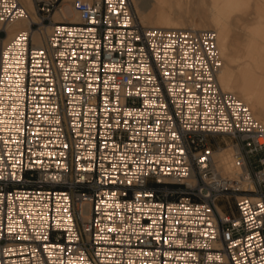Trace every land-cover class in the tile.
I'll use <instances>...</instances> for the list:
<instances>
[{
  "label": "built area",
  "instance_id": "2783aa9c",
  "mask_svg": "<svg viewBox=\"0 0 264 264\" xmlns=\"http://www.w3.org/2000/svg\"><path fill=\"white\" fill-rule=\"evenodd\" d=\"M32 2L8 39L28 9L0 0V264H264V124L220 86L216 31Z\"/></svg>",
  "mask_w": 264,
  "mask_h": 264
},
{
  "label": "bare ground",
  "instance_id": "6f19581e",
  "mask_svg": "<svg viewBox=\"0 0 264 264\" xmlns=\"http://www.w3.org/2000/svg\"><path fill=\"white\" fill-rule=\"evenodd\" d=\"M20 1L28 13L8 26V39L17 30L29 29L35 19L32 0ZM133 1L145 26L215 30L224 59L220 86L245 101L264 124V0ZM72 20L80 21L79 15L74 13ZM34 38L41 43L37 33ZM215 158L219 171L235 175L239 170L233 144L217 150Z\"/></svg>",
  "mask_w": 264,
  "mask_h": 264
},
{
  "label": "rangeland",
  "instance_id": "374dc122",
  "mask_svg": "<svg viewBox=\"0 0 264 264\" xmlns=\"http://www.w3.org/2000/svg\"><path fill=\"white\" fill-rule=\"evenodd\" d=\"M208 1H209V0H206V2H208ZM204 29H205V28H204ZM206 29H207V28H206ZM1 43H2V42L0 41V46H1ZM222 204H225L224 201H223ZM235 210H236V209H235Z\"/></svg>",
  "mask_w": 264,
  "mask_h": 264
}]
</instances>
